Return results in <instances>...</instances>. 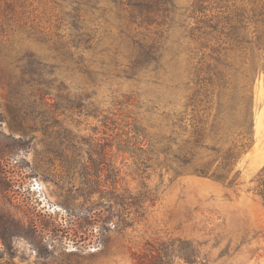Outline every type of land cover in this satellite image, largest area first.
<instances>
[{"label": "rangeland", "instance_id": "1", "mask_svg": "<svg viewBox=\"0 0 264 264\" xmlns=\"http://www.w3.org/2000/svg\"><path fill=\"white\" fill-rule=\"evenodd\" d=\"M189 1L178 0L182 6ZM99 6L107 12L85 23L94 30V43L74 58L81 54L99 72L93 82L66 61L67 1L0 0V132L22 144L3 161L7 200L25 226L35 228L13 241L15 255H3L0 264H135L134 254L148 253L147 244H170V264H187L175 252L179 248L197 257L190 264H264V203L254 191L264 167V73L251 86L253 141L237 161L236 186L193 174L175 177L133 130L157 139L171 113L185 145L191 125L209 120L203 97L189 101L190 45L173 30L163 43L166 72L131 77L132 48L120 34L124 14L106 0ZM154 31L134 25L128 34L147 39ZM28 55L53 67L47 95L29 96L18 85L19 62ZM66 88L82 103L70 108ZM8 106L20 113L34 107L46 119H25L22 134L11 126Z\"/></svg>", "mask_w": 264, "mask_h": 264}, {"label": "trees", "instance_id": "2", "mask_svg": "<svg viewBox=\"0 0 264 264\" xmlns=\"http://www.w3.org/2000/svg\"><path fill=\"white\" fill-rule=\"evenodd\" d=\"M64 1L69 3L65 17L71 31L64 53L66 61L73 60L80 71L94 82L99 72L92 69L81 54L74 59L75 52L91 48L95 34L94 30L86 28V20L96 18L97 13L105 14L107 9L99 6L101 0ZM106 1L124 14L121 19L126 21L120 31L132 48L129 72L126 71V74L134 77L142 71L156 75L166 72V65L162 62L163 43L169 39L173 30H178L183 41L190 45L193 64V93L189 101L192 103V98L201 96V103L207 105L209 120L202 122L194 119L191 136L185 145L179 142L178 120L171 113L165 115V134L157 139L149 138L135 128L134 138L138 139L142 135L141 145H148V152L155 155L156 161L163 156L159 165L172 171L175 177L193 174L228 187L236 186L240 175L239 170L235 169L237 161L253 141L251 86L264 73V0H190L187 6H182L178 0ZM134 25L154 26L155 36L147 39H139L137 35L129 36L128 30ZM52 68L28 55L19 62L18 85L25 87L29 96L47 95L54 82L50 79L53 76ZM237 75L240 77L239 82L235 80ZM168 88L174 90V87ZM78 103H82V100L71 96L66 88V104L74 108ZM7 110L11 126L22 134L25 131L22 126L25 119L32 116L46 119L34 107L21 113L19 109L9 106ZM260 128L261 116L258 115L255 120L256 132ZM207 141L211 144H207ZM21 147V138L14 139L0 132V244L3 245L0 258L3 255L13 257V241L30 237L35 229L31 223L25 226L8 206L10 186L3 161L14 156ZM254 191L264 203V167L257 175ZM97 217V222L104 223L103 215ZM147 245L148 253L134 254L135 264H170L168 258L174 252L169 248L170 244L158 248ZM175 252L187 264L197 260L187 248H179Z\"/></svg>", "mask_w": 264, "mask_h": 264}]
</instances>
